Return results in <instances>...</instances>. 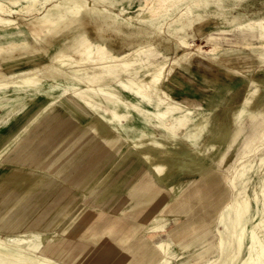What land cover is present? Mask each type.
<instances>
[{
	"label": "crops",
	"instance_id": "obj_1",
	"mask_svg": "<svg viewBox=\"0 0 264 264\" xmlns=\"http://www.w3.org/2000/svg\"><path fill=\"white\" fill-rule=\"evenodd\" d=\"M112 1L116 2L119 6L130 2V0ZM231 7L232 5H220L213 8L217 9L219 13H223ZM108 10L114 12L113 10ZM207 11H205L202 21L198 23L205 21ZM241 20L242 17L240 15H233L223 25L229 27L240 23ZM249 24H252L251 21H249ZM249 29H252V27L249 26ZM251 35L257 36V33H251ZM51 39H55L56 44L49 49L47 43ZM260 42L261 44L264 43V38ZM60 44L61 38L59 34H55L54 32L48 35L40 42V45H42V57L54 55ZM261 44L252 48V51L257 53L256 55L241 54L237 53V51H220L214 58L209 60L210 67H215L217 71L204 74L200 79H204V99L206 105L196 104L190 109V112L185 113V124H190L194 128L192 121L197 119L195 124L199 125V119L200 124H204V132H200L199 136L192 133L191 137L185 140L191 145V149L186 147L185 153L180 154V156H193V158H197L196 160L200 161L204 167V174L212 175H204L203 179H200L199 176H194L189 183L180 185V188L177 186L179 178L171 177L167 183L163 184L158 179L159 173L156 172L155 165L142 160L144 164L132 175V178L135 180L129 187L117 193L107 187L105 192L96 190L98 173L105 174V181L103 182L104 184H108V180L113 178L116 173L122 171V166L134 158H145L148 155H153L166 159V156L172 155L167 148L148 149L144 146L138 149H117L110 153L98 154L96 157H103L108 162L105 166L97 164L96 160H92L84 166H77L76 164L63 165L62 169L57 168V170L50 171L51 174H57V176L47 181L43 176L39 175L38 171H34L31 163H29L34 151H46L45 148H38L39 146H43L44 143L33 146V140L46 141L47 135L42 130L52 128L54 125L49 123V117L53 120L52 117L56 114V121L61 120L62 116L65 117L63 115L65 113L62 112L63 109L64 111H69V113L71 112L70 115L78 120H76V123L79 125L87 122L91 127L93 125L92 116L90 115L88 119L80 120L70 110L72 102L58 100V98H61V91L65 89V82L61 74L52 70L42 71L46 73V76L43 77H45L44 80H46L47 85L52 82L57 85L60 84L58 98L53 102L55 108L52 112L45 111V107L32 108L31 92L33 90L28 79H32L34 72L25 75L23 80L15 85L0 86V103L3 101L7 102L3 111H0V151L3 150L8 141L16 138L23 132L27 133L26 137L16 148L18 149L16 153L7 156L12 162L23 164L21 168L23 167L24 170L23 168L22 170L16 168L11 172L0 174V181L3 183L2 187L0 186V233H17L14 230L17 227H22L23 223L31 226L32 223L42 218L46 204H49L50 200H52L55 206L60 203L62 204L59 213L72 206L65 213L63 221L72 220L76 225L83 222V224H86L87 229H94L89 227L88 223L92 219H95L97 214L95 215L93 212L96 210V207H101L105 209V222L113 226V228H110V236L116 230H119L116 236L131 237L132 231L141 228L143 220L146 218L156 220L149 227L148 234L139 236L138 240L131 242L127 246H121L116 243L111 246L108 245L110 253L107 258L111 262L116 261L115 264H140L143 259V264H160L164 258H168L171 264H194L196 260L200 259H203V264L206 263L208 258H211L217 250L218 234L215 228L216 219L213 217V223L212 216L217 211L221 202L227 197L226 184L224 185V182L227 180L229 185H231L228 180L229 177L225 175L226 171H232L231 165L225 166L226 158L234 143L241 137H244L242 152L238 154L236 160L246 157L249 160L245 163V167H251V158L256 155L254 149L257 147L258 136L264 131V74L261 79L252 74L253 66L256 64L264 67V46H261ZM42 72H37V75H43ZM240 84H243L244 92L240 100L233 103L235 101L234 97L237 94L236 87ZM257 89L258 94L256 93ZM16 90L23 92L28 99L21 105L19 104L21 109L18 113L16 106L9 104ZM200 110L204 112V117L199 115L198 112ZM221 110L229 113V116L221 117ZM202 118L204 122L201 120ZM172 119L174 120L175 117ZM35 121H38V123L40 121L39 125H42V127L33 130L32 126ZM30 127L31 131H29ZM193 128L191 129L192 131L195 130ZM95 138L96 134H94ZM262 145L259 149L261 153H264V144ZM38 151L37 153L40 154ZM91 151L92 148L89 150V153L86 150L84 151V159L91 155ZM74 155V157H77V154ZM78 156L80 157L81 155ZM83 160L79 161V163ZM169 162L170 164L166 173L178 174L179 168L171 163V161ZM173 167L176 169L173 170ZM249 170L252 169L250 168ZM4 188H11L12 190L6 195L3 193ZM82 188H88V190L95 188L96 191L90 192L87 200L81 202L79 198L80 194L77 195L75 190L80 192ZM71 189L74 191L70 193ZM12 192H24L25 196L13 197ZM118 194H121V198H118ZM95 201H98V203ZM81 204L84 205L81 206ZM121 205L133 208L131 209V213L126 217L118 209V206ZM24 206L25 212L28 209H33V207L41 208V210L24 214L25 212L22 211ZM145 208L148 212L139 217V213L144 211ZM53 210L51 211V215L55 214ZM71 211L72 214L75 211V215H72V217L70 215ZM162 212H170L175 222V225L166 232L167 239L157 237L164 230V223H159ZM97 217L99 218V216ZM133 223L137 225L136 229H130ZM211 226L215 228L214 232L210 230ZM200 227L202 229L195 233ZM78 229L79 227L76 228V230ZM28 230L34 229L29 228ZM57 235L58 238L60 236L64 237L63 234ZM168 239L172 241L182 240L180 245L182 249L189 247L193 243H197V246L191 250L178 252L170 245ZM61 240L62 238L56 240L55 246L57 252L58 247L62 246ZM46 247H48V243L45 245L44 251ZM180 254L181 256H179ZM70 263L72 264V262Z\"/></svg>",
	"mask_w": 264,
	"mask_h": 264
},
{
	"label": "rangeland",
	"instance_id": "obj_2",
	"mask_svg": "<svg viewBox=\"0 0 264 264\" xmlns=\"http://www.w3.org/2000/svg\"><path fill=\"white\" fill-rule=\"evenodd\" d=\"M58 1L63 0L48 1L39 9H37V5L36 8L29 11H26V9L19 10L15 14V24L6 25L0 28L1 44L6 45L10 41H19L14 45H8L0 49L1 87L15 85L21 82L25 75L33 73L30 71H17L20 67L37 66V68H35V71L37 72L52 70L63 76L65 89L63 88L64 90L62 89L63 91H61V100L66 98L69 99L72 97L71 90L76 87V83L81 81L82 78L92 79L94 77L93 74L96 73V69L104 68V66L108 67L112 72L110 75L114 81L125 80L126 82L127 77L132 78L134 81H146V77H149V74H147L145 66L151 67L152 60L157 59L159 60V64H162L161 66L164 68V75L161 74L156 78L158 84L163 81L165 89L177 99H184L190 105L201 104L205 106L204 84L200 79L204 74H210L213 71H217L215 67H210L209 60L214 58L220 51H237V53L241 54L256 55L257 53L253 52L252 48L260 45V40L264 38V0H234L224 2L222 0H210L206 5L202 4V0H130V2L121 6L117 5V3L112 0H83V4L79 9L76 8L69 10L64 8L62 13L53 14L55 21L52 33L55 32V34H59V37L62 38L61 44L64 39L72 36L68 44L69 50L62 52V54L56 58L53 57L54 55H50V57H42V45H40V42H42V40L49 34H45L44 36L40 31L32 32L28 26V21L36 16L43 15L54 2ZM220 5H232V7L223 13H219V11L213 7ZM87 7L88 11L86 13L82 12V9ZM102 8L113 10L117 13V18L111 15L103 16L99 11ZM53 9L56 10L58 7ZM205 11H207L205 21L202 23H194L191 32H180L178 34L180 36L172 34L175 31L173 29L174 26H177L175 23L178 17L191 15L204 16ZM233 15H240L242 17L241 22L229 27L223 25V23L225 24L227 19H230ZM249 21H251V25L249 24ZM258 21H261V23H258ZM119 22H121L122 25L128 24L131 28L139 26L141 29L143 28L145 31L149 32L145 37L139 36L138 39L127 40L125 43L127 45L124 48L126 55L123 56L116 55L118 52L115 45L117 36L113 28L116 24H119ZM101 25L109 26V28L106 29V32H102L109 37L110 42L106 45H108L109 50L114 51L115 54H110L104 48V45H102L103 42L100 40L86 42L83 39L87 34H92V32L97 31ZM249 26H251L252 29H249ZM251 33H257V36L251 35ZM183 40H186V42L183 43ZM167 45H170L171 48H166L165 46ZM57 48H60V46ZM150 52L151 55H148ZM152 52L155 53V55H153ZM184 53H187L190 57L186 55L187 60L186 58L179 60V56ZM184 65L187 67L185 70ZM252 74L258 79H261L264 74V67L256 64L253 66ZM175 75H179L183 82L191 81V83L188 86H182L181 83H176L174 82V79H172ZM236 90L237 94L234 97L235 101L233 103L240 100L244 92L243 84L237 86ZM62 112L65 113L63 115L67 117V119L62 116L61 120L67 122V127L72 126V124L79 125L76 123L77 119L70 115L71 112L69 113L67 110L64 111V109ZM220 116H229V113H225L221 110ZM40 121L34 125L33 130L42 127V125H39ZM29 131H31V127ZM26 134L27 133L23 132L16 138L11 139L6 143L3 150L0 151V174L11 172L16 168L22 170L23 167L21 168V166H23V164L14 163L9 160L7 156L16 153L18 150L16 148L26 137ZM43 143L44 141L35 139L32 144L33 146H36L42 145ZM59 143L60 141H58L57 145H59ZM243 143L244 137H241L234 143L228 157L226 158L225 166L231 165V169H238L240 167V164L246 159V157H242L236 160L238 154L242 152ZM259 144L260 143L258 142L257 145ZM262 146L263 145L260 147ZM54 148H57V146H54ZM37 151H34L29 163H31L34 171H38L39 175L43 176L47 181H50L57 176V174H51L50 171L57 170V168L62 169L64 167L63 165L69 166L74 163L78 164L79 161L84 159L85 150L83 148H79L78 150L72 148L66 151L60 150L54 158H50L48 156L49 152H46L45 150L38 151L41 155L38 154ZM42 152L43 154L45 153V155H43ZM74 154H77V157H74ZM78 155L81 156L79 157ZM172 169L174 170L176 168L173 167ZM251 169H253V167H251ZM230 174L231 172L229 171L225 172L227 177H230ZM250 174L251 173H246V178ZM104 178V173L97 174L95 187L97 188V191H99V187L104 185ZM177 178L184 183H189L192 179L185 175L177 176ZM249 178L247 184L252 183L253 176H250ZM2 185L3 183L0 181V186L2 187ZM224 185L226 186L225 190L227 197L218 206L212 219L213 217L216 219V216L223 209V203L225 204L229 200V196L231 197L236 191L234 187L229 185L227 180L224 182ZM95 188L89 190L88 188H82L80 192L78 190H75V192L77 195L80 194L79 198L81 202H83L84 200H87L90 192L93 190L94 192L96 191ZM10 190L12 189L4 188L3 193L7 195ZM73 191L74 190L71 189L70 193ZM247 191L253 192V188H247ZM95 202L98 203V201ZM83 205L84 204H81V206ZM61 207V203L57 204L53 211L59 215ZM72 222V220L63 221L62 218H59L57 221H51L49 216L45 215L43 220H41L40 225H38V228L28 230L26 233L24 232L26 234L25 238L27 244L22 250L32 258L41 259V257H44L56 260V258H53L44 252V247L54 236H56V233L59 234V229L63 227L62 225H65V229L68 230L66 233L63 232V235L65 237L67 236L68 239H72L71 241L80 239L82 242H86L93 247H101L104 244L111 246L114 243L121 246H127L131 242L138 240L139 236L148 234L149 227L153 225L156 220L146 218L143 220L141 228L132 231V236L128 238L123 235L119 237H115L114 235L111 237L110 227L108 229L97 228L99 230L97 231L96 229H87L86 224H83V222H80L77 225ZM162 222L164 223V230H162L157 237L167 239V230L175 225L172 214L170 212H162L159 223ZM212 222L214 223V219ZM78 227L79 229L76 230ZM202 227L198 228L195 233L199 232ZM74 229L75 231L73 232ZM210 230L214 232L215 228L211 226ZM35 233L41 234L42 238L37 246L34 247L32 244L33 240H37V236H34ZM22 234L23 232L12 234L0 233V236L3 240L8 241L10 237H21ZM154 238L157 239L156 237ZM169 241L170 245L178 252L191 250L197 246V243H193L189 247L182 249L180 246L182 240L178 239ZM69 248L66 249L65 246L58 247V257H64L62 262L57 260L60 264H71L70 262H72V264H94V262L100 257L99 253L92 251L84 257L79 258V252ZM219 251L220 250L217 246L216 252L205 264H210L212 260L219 258ZM179 256H181V254ZM228 256L229 255H227L220 264H244L236 259L235 256L230 258ZM41 261L47 263L43 259H41ZM115 262L116 261H112L108 264H115ZM203 262V259H200L196 260L194 264H203ZM140 264H143V259Z\"/></svg>",
	"mask_w": 264,
	"mask_h": 264
},
{
	"label": "bare ground",
	"instance_id": "obj_3",
	"mask_svg": "<svg viewBox=\"0 0 264 264\" xmlns=\"http://www.w3.org/2000/svg\"><path fill=\"white\" fill-rule=\"evenodd\" d=\"M48 1L51 0H0V28L6 25L15 24V14L19 10L26 9V11H29L36 8L37 5V9H39ZM209 1L210 0H202V4L206 5ZM82 4L83 0H63L54 2L43 15L30 19V21H28V26L32 32L40 31L44 36L45 34L50 35L54 30V13L60 14L64 11V8L69 10L76 8L79 9ZM57 7L58 9H53ZM87 11L88 7L82 9V12L84 13ZM99 11L103 16L112 15L117 18V13L110 12L107 8H102ZM203 18V15L178 17L175 23L177 26H174L173 28L175 31L171 33L173 35H178L180 32L189 33V31L191 32L194 23L202 21ZM258 23H261V21H258ZM107 28L109 27L101 25L97 31L92 32V34H87L83 39L86 42L100 40L103 42L102 45H104V48L110 54H115V52L109 50L108 45H106L110 42V39L107 34L102 31L106 32ZM113 29L117 36L115 45L118 52L116 55L120 56L126 55L124 48L127 45L125 44L127 40L138 39L139 36L145 37L149 34L148 31H145L143 28L141 29L139 26L131 28L128 24L122 25L121 22L116 24ZM71 37H67L63 40L60 48L54 52L53 57L56 58L60 56L62 52L69 50L68 44ZM18 42L11 41L6 45L0 44V49L8 45H14ZM55 42V39L48 41V48L51 49L55 46ZM182 42L185 43L186 40H183ZM261 46H264V43H262ZM165 47L171 48L170 45ZM152 54L155 55L153 52ZM148 55H151V52L148 53ZM186 55L187 53H184L180 55L178 59L183 60L186 58ZM151 64V67L145 66L147 74H149V77H146V81H134L132 78L127 77L126 82L125 80L116 82L112 79L110 75L112 72L108 67L104 66V68L102 67L100 69L95 68L96 73L93 74L94 77L92 76V79L82 78L81 81L76 83V85L74 84L76 87L71 90L72 97L69 99H63V101L72 102L70 110H72L80 120L85 118L88 119L91 115L93 125L90 127L86 122L81 127H79V125L67 127L68 125L66 124V121L55 120V114V116L52 117L53 120L51 117H49L50 119L48 120L49 123L54 124L52 128L42 130L43 133L47 135V139L44 142V145L39 146L38 148H45L46 152H49L48 156L50 158H54L60 150L66 151L71 148L78 150L79 148H83L89 153V150L92 148L89 157L85 158L78 164L74 163L77 166H84L89 164L92 160H96L97 164L105 166L108 164L106 159L96 156L101 153H110L117 149H138L144 146L148 149L167 148L170 150L172 155L166 156V159L164 157L148 155L145 158H134L129 163H125V165L122 166V171L116 173L113 178H110L108 184H104L102 187L98 188L101 192H105L106 187L113 190L115 193L129 187L135 180L132 178V175L141 168L142 164H144L143 161L155 165L156 172L159 173L158 179L163 184L167 183L171 177L178 179L177 176L180 175H185L192 179L194 176H199L200 179H203L204 175H212L204 174V167L200 161L196 160L197 158H193V156H180V154L185 153L186 147L191 149V145L185 140L191 137L192 133L199 136L200 132H204V124H200V120L198 119L199 125H196L195 122L197 119L193 120L192 122L195 128L193 131L191 130L193 127H191L190 124H185V113L190 112V109L195 105L188 104L184 99L180 100L175 98L165 89L163 81L158 84L156 78L161 74L164 75V68L161 66L162 64H159V60L157 59L152 60ZM184 67L185 70L187 67L185 65ZM35 68H37V66L20 67L17 71L34 72L32 79H28L33 90V92H31L32 108L36 109L40 106L42 108L45 107V111L52 112L55 108L53 102L58 98L60 84L57 85L52 82L47 85L46 80H44L45 77H43L46 76V73L42 72L43 75H37L38 73L35 71ZM172 79H174V82L176 83H181L182 86H188L191 83V81L183 82L179 75H175ZM201 82L204 84V79L201 80ZM256 93L258 94V89ZM25 96L26 95L23 94V92L16 90L12 95L11 101H9V104H14L16 106L18 109L17 113L21 109L19 104L21 105L24 101L28 100ZM58 100H61V98H58ZM0 104V111H3L7 102L3 101ZM198 113L201 117H204L203 111L200 110ZM173 117H175L174 120L172 119ZM201 120L204 122L203 118ZM36 123H38V121H35L32 127H34ZM94 134H96L95 139ZM58 141H60L59 145H57ZM258 142L260 144L254 149L256 155L251 158V167H253V169L249 170L251 167H245V163L249 160L246 158L240 164L238 169L233 168L231 171L228 180L236 191L231 197H229V200L224 204L223 209L216 216L215 228L218 234L217 246L220 250V256L219 258H216V260H212L210 264H220L227 255H229V258L235 256L236 259L244 264H264V153H261L259 149L260 146L264 144V131L258 136L257 143ZM54 146H57V148H54ZM154 161L156 162L154 163ZM169 161L179 168L180 171L178 174L166 173L170 164ZM246 173L251 174L246 178ZM250 176H253L252 183L247 184ZM177 182H179L177 185L178 188H180V185L184 184V182L179 179ZM247 188H253V192L247 191ZM12 196L23 197L25 195L24 192H12ZM118 198H121V194H118ZM48 203L49 204H46L41 219L32 223L31 226L23 223L24 225H22V227H17L14 230V232H23L21 237L13 236L10 237L8 241H5L0 236V264H60L58 261L62 262L64 257L61 256L59 258L57 255V249L55 248L56 240L60 238H62L61 244L63 247L65 246L67 249L71 246L69 249L79 252V258H82L93 251L100 254V257L94 262V264H108L111 262V260L107 258L110 253L108 245L104 244L101 247H93L81 240L73 242L71 239H68L67 236H60L58 238L57 233V236H54L51 241L48 242V247H46V250L44 251L53 258H56V260L40 256L41 259L47 262L43 263L41 259L32 258L28 256V254H25L22 248L27 244L25 238L26 230L29 228H38V225H40V222L45 215L49 216L51 221H57L59 218L63 219L65 213L72 207L69 206L68 209H65L62 213H59V215L56 213L51 215V211L53 210V207H55V204L52 200ZM24 208L25 206L23 207V212L26 210ZM118 209L120 213L122 215L124 214L123 216L126 217L131 213V209L133 208L121 205L118 206ZM40 210L41 208L33 207V209H28L24 214ZM147 212L148 211L145 208L144 211L139 213V217H142V215ZM93 213L97 215L94 220L92 219L89 223L87 222L89 227H92L97 231H99L98 229L100 228H113L110 223L105 222V209L96 207V210ZM70 215L71 217L72 215H75V211L73 214L71 211ZM97 216H99V218ZM62 226L63 227L59 229V234L61 235L63 232H68V230L65 229L66 226ZM136 228L137 225L135 223L131 224L130 229ZM118 231L119 230H116L111 237L114 235L115 237H119L116 236ZM34 236H37V240H33L32 243L35 247L41 241L42 235L35 233ZM209 260L210 258H208L207 261ZM162 264L171 263L168 258H164Z\"/></svg>",
	"mask_w": 264,
	"mask_h": 264
}]
</instances>
